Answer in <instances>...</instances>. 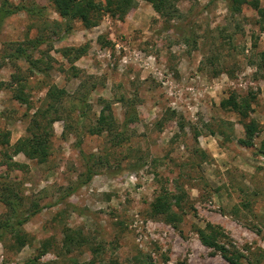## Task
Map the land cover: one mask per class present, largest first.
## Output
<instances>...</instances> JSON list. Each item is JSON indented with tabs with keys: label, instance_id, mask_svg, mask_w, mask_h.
Segmentation results:
<instances>
[{
	"label": "rangeland",
	"instance_id": "374dc122",
	"mask_svg": "<svg viewBox=\"0 0 264 264\" xmlns=\"http://www.w3.org/2000/svg\"><path fill=\"white\" fill-rule=\"evenodd\" d=\"M133 1L85 28L51 0H0L24 7L0 22V184L27 216L21 245L0 243V264H229L197 229L241 264H264V0L237 13L224 0H176L168 23ZM52 87L64 94L51 98ZM233 91L252 93L251 144L219 106ZM105 103L113 125L96 131ZM39 132L43 159L14 152ZM157 196L167 213L152 211Z\"/></svg>",
	"mask_w": 264,
	"mask_h": 264
},
{
	"label": "trees",
	"instance_id": "16d2710c",
	"mask_svg": "<svg viewBox=\"0 0 264 264\" xmlns=\"http://www.w3.org/2000/svg\"><path fill=\"white\" fill-rule=\"evenodd\" d=\"M146 3H149L151 8L160 16L162 19L166 20L167 23L170 22L173 18L178 15L177 8L175 7L176 0H144ZM227 4V9L230 13H237L240 11V6L245 2V0H224ZM53 3L55 11L61 17H66L70 19L79 20L85 28L95 26L97 20L99 19L102 12H110L114 16L119 18L124 15L129 8L134 6L133 0H51ZM24 7L15 6L11 9L5 8L3 5H0V22L3 18L16 10L22 9ZM262 21V23H260ZM264 11L261 13V19L258 22L259 29L264 30ZM166 25L164 28H167ZM21 56L23 50L20 49ZM76 51L78 54L83 52L82 48H77ZM20 54H13V56L18 57ZM264 64V52L260 53V65ZM64 94V90L52 87L49 96L51 98H59ZM249 97L241 96L237 93L230 92L226 98H223L219 102L220 108L236 113L239 118L242 120V128L244 132V138L238 139V143L241 145L251 144L250 140L254 136V133L257 130V122L248 116V111L250 110V98H253L252 93H248ZM106 111V114L104 112ZM136 118V114L133 109L127 110L123 120V124L129 123ZM246 119V120H245ZM113 120L111 113L108 108V104L105 103L102 106L99 116L97 118V127L96 131H101L104 126H112ZM197 134V133H195ZM194 134V135H195ZM196 138V136H195ZM1 142H6L5 139H0ZM45 141L46 137L41 132L31 135L30 138L18 141V144L14 146V152L22 151L27 157H35L37 159H43L45 156ZM82 154V153H81ZM91 171L89 167H86L85 178L82 181H78L77 185L84 184L91 177ZM13 195L11 194V189L9 186L0 184V201L4 202L10 212V216L0 220V243L7 237V235L15 236L16 241H18L17 246L21 245V238L18 237L16 229L25 222L27 216H21L18 213V204L15 200L12 199ZM152 211L155 214H165L169 211V205L167 203V198L165 196H157L151 204ZM174 217L168 218V222H173ZM197 233L202 244L213 247L215 250L219 251L222 257L229 264H241L239 262L241 253L237 250L228 251L223 245L217 244L215 238H213L212 233L209 231L205 233L202 229H197ZM215 237V236H214ZM72 238L67 236V244H71ZM69 250V245L67 246Z\"/></svg>",
	"mask_w": 264,
	"mask_h": 264
}]
</instances>
